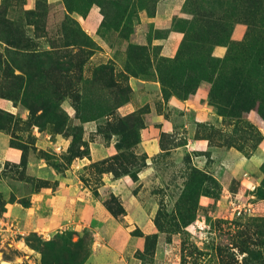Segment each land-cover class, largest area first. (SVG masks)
<instances>
[{"label": "rangeland", "instance_id": "obj_1", "mask_svg": "<svg viewBox=\"0 0 264 264\" xmlns=\"http://www.w3.org/2000/svg\"><path fill=\"white\" fill-rule=\"evenodd\" d=\"M171 30L182 33L173 57L155 42ZM219 44L224 56L214 52ZM0 69V94L21 107L16 116L0 111V125L24 148L16 164L39 131L55 141L41 153L56 168L87 152L91 137L116 146L93 172L135 173L147 161L139 141L149 112L164 106L152 80L177 124L186 100L207 101L222 115L216 125L213 114L193 108V129L162 133L166 147L190 136L208 138L209 147L162 152L158 180L145 187L136 213L125 217L105 189L123 226L78 223L42 240L32 235L39 255L22 264H83L108 246L118 259L91 264H264V0H0ZM66 137L69 148L58 150Z\"/></svg>", "mask_w": 264, "mask_h": 264}, {"label": "crops", "instance_id": "obj_2", "mask_svg": "<svg viewBox=\"0 0 264 264\" xmlns=\"http://www.w3.org/2000/svg\"><path fill=\"white\" fill-rule=\"evenodd\" d=\"M241 32L242 28L239 27L235 31V36H240ZM181 39L180 31L171 30L165 38L157 39L155 42L162 46L164 55L173 57L178 51ZM214 52L217 56H224L227 47L219 44L214 48ZM149 82L151 83L147 84H153L155 89L161 91L164 106L162 109L153 106V110L149 112L148 126L141 132L139 143L145 147L148 154L145 165L136 171L137 178L130 172L116 174L109 168L92 171L94 164L104 160L109 162L107 159L115 152V142L105 138L85 137L87 143L83 146L89 150L75 155L71 164L59 169L41 153L48 150V145L55 141L41 136L39 131H33L36 137L33 142L27 141L30 149L26 161L16 164L15 160L23 155L24 148L14 144L17 137L13 129L0 125V264H22L31 258L36 260L39 251L33 246L31 236L35 235L42 240L46 238L48 231L58 230L64 225L84 223L97 231L120 228L123 225L103 198L106 188H110L121 200L125 208L124 215L128 217L143 207L140 195L145 187L155 182L154 179L158 180L157 159L162 152L187 147L192 153L200 154L208 149L209 139L203 136H190L184 143L169 147L163 146L161 136L164 132L172 133L180 128L183 130L182 133L186 128L193 129L189 122L193 108H199L201 116L209 117L213 114L216 125L218 116L222 115L212 111L207 101L201 107H195L192 101L186 100L179 114L183 119L181 123L184 124L179 125L175 116L178 114L174 110L170 112V100L165 97L161 82L159 80ZM136 90L135 93L138 94L143 90L138 82ZM134 103L135 101L126 104L134 106L131 111L135 108ZM0 111L16 116L20 114L21 107L15 99L0 94ZM20 140L26 143L24 139ZM70 140L66 137L58 141L62 142L67 150ZM30 179L36 181L31 189L27 185ZM138 180L140 186L135 190ZM138 225L146 228L145 224L141 223L135 227ZM127 227L125 226V229ZM108 248L110 247L93 252L83 264H91L97 260L102 263L110 262L118 255L116 257L110 255Z\"/></svg>", "mask_w": 264, "mask_h": 264}, {"label": "trees", "instance_id": "obj_3", "mask_svg": "<svg viewBox=\"0 0 264 264\" xmlns=\"http://www.w3.org/2000/svg\"><path fill=\"white\" fill-rule=\"evenodd\" d=\"M5 96V95H4ZM109 169H111V170H113L116 174H119L114 168H109ZM137 171V170H136ZM135 171V173H131L135 178H137V172ZM115 195V194H114ZM116 196V195H115ZM108 205V204H107ZM109 206V205H108ZM109 208L111 209V207L109 206ZM111 211L113 212V214L116 216V217H118L117 215H116V212H114L112 209H111ZM120 213H124L125 214V208L123 209V211L122 212H120ZM153 233H151V234H149V235H152Z\"/></svg>", "mask_w": 264, "mask_h": 264}, {"label": "built area", "instance_id": "obj_4", "mask_svg": "<svg viewBox=\"0 0 264 264\" xmlns=\"http://www.w3.org/2000/svg\"><path fill=\"white\" fill-rule=\"evenodd\" d=\"M56 146H57L58 150H64L65 149V147H64L62 142H58V144Z\"/></svg>", "mask_w": 264, "mask_h": 264}]
</instances>
